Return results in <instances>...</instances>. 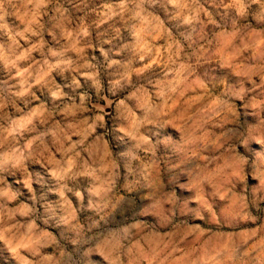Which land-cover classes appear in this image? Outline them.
<instances>
[{
	"label": "clouds",
	"instance_id": "9594fccd",
	"mask_svg": "<svg viewBox=\"0 0 264 264\" xmlns=\"http://www.w3.org/2000/svg\"><path fill=\"white\" fill-rule=\"evenodd\" d=\"M0 264H264V0H0Z\"/></svg>",
	"mask_w": 264,
	"mask_h": 264
}]
</instances>
